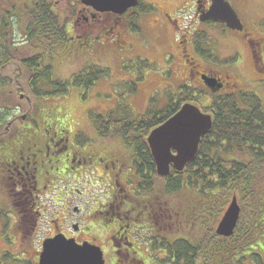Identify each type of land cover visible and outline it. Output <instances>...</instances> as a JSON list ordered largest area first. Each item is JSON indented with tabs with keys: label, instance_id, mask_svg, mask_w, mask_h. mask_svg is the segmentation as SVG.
<instances>
[{
	"label": "flooded vegetation",
	"instance_id": "af4514ba",
	"mask_svg": "<svg viewBox=\"0 0 264 264\" xmlns=\"http://www.w3.org/2000/svg\"><path fill=\"white\" fill-rule=\"evenodd\" d=\"M73 1L75 3L69 6L60 2L65 8V16L70 18L66 27L73 35L85 36L94 29L105 30L106 25L111 33L116 30L125 35L134 23L132 18L137 14L141 16L138 8L129 9L122 15L100 14L79 0ZM31 2H24L26 7L22 4L19 16H25ZM52 3L58 10V1L53 0ZM208 5V0H197L195 13ZM5 9L14 10L12 17L18 18L17 8L13 6L1 7L0 15ZM171 26L179 36L175 53L170 52L167 56L174 59L176 54L182 60L184 68L174 62L172 67L186 85L194 87L192 84L195 83L197 86L194 88L202 89L200 75L206 74L221 83L215 94L236 88L237 83L227 69L220 70L215 63L214 72L205 66L209 59L203 58L196 48L193 31L188 28L182 30L181 23L163 11L155 24L158 33L162 34ZM20 27L23 29L22 24ZM11 46L16 50L14 43ZM12 48L9 47V53L14 51ZM37 52L39 48L28 49L24 55H18V63L11 60L13 55L10 53L9 59L0 67L15 63L28 86L30 80L39 77L40 68L29 71L27 62L29 55ZM251 52L253 58L255 51L252 49ZM53 55L51 52L44 58L51 61L55 74L57 64L54 65ZM0 76L7 87L12 79L3 73ZM27 91L30 92L29 88ZM30 95V98L25 97L28 106L24 108L16 104L6 106L5 118L0 122V209L6 211L8 219L6 223L0 218V226L5 232L12 226L13 239L16 238L20 244H28L29 254L37 264L44 240L56 235L74 241L76 245L89 243L100 247L105 263L107 249L104 247L108 246L115 263L135 264L139 259L136 244L141 241L148 245L146 249H152L157 239V228L165 227L172 217L165 202L158 200L156 195V166L153 163L149 170L146 167L142 169L141 177L148 175L150 178L148 184L139 178L133 163L135 152L113 132L114 128H122L124 124L109 123L104 114L101 115L104 117L101 123H95L90 117L92 121H88L85 127L73 128L66 120L68 114H62L58 107L44 110L38 102L40 98ZM19 97L24 96L20 93ZM157 217L166 219L162 226H159ZM43 221H46V235H41Z\"/></svg>",
	"mask_w": 264,
	"mask_h": 264
},
{
	"label": "rangeland",
	"instance_id": "374dc122",
	"mask_svg": "<svg viewBox=\"0 0 264 264\" xmlns=\"http://www.w3.org/2000/svg\"><path fill=\"white\" fill-rule=\"evenodd\" d=\"M30 1L0 0V4H2L0 8L12 6L17 8L18 15L16 17L18 18L12 17L9 20L13 29L12 42L16 45V50L11 46L14 50L10 51L13 55L11 60L17 63L20 62L18 55H24L30 49L26 44L27 37L20 27L24 17L23 15L19 16L22 14L20 12L22 4ZM56 1H58L60 13L65 11L60 2L62 5L68 4V6L75 3L73 0ZM196 1L141 0L142 3L153 4L156 10L150 9V12L140 14L141 16L135 22L140 31L128 32L125 35L117 33L116 30L111 33L108 25L103 28L105 30L94 29L85 36H79L78 33L73 35L69 28L70 34L67 41L62 45L58 44L53 51L54 65L57 64L55 70L57 78L66 80L86 66L92 65L107 68L108 74L99 77L94 85L86 90L70 86L66 94L39 97L38 102L41 103L44 110L58 107L62 114H68L66 120L73 128L85 127L88 121H92L90 117L107 114L115 108L120 111V113H115V116L124 117L122 111H129L133 115L131 120L141 116L149 105L154 110L163 108L167 104L169 96L177 94L180 86L186 82L172 67V62H174L175 65L178 63L180 68H184L180 57L175 54V58L172 60L167 56L168 53L176 51L178 31L171 26L159 34L155 27L156 21L158 22L163 11H167L176 18L181 23L182 30L188 28L193 33L202 30L200 34L207 37L209 42L211 40L210 43L213 46L210 45L209 48H213L219 62L209 59L207 62L204 61L205 66L208 65L206 67L215 72L213 64L218 62L216 63L218 68L220 70L227 69L233 76L232 79L237 83L236 88H227L222 94H235L241 91L253 92L264 100V69L263 72L257 71V65L255 66L254 62L257 58L264 65V0H229L244 25V36L243 33H240L241 31L231 30L220 24L201 22L195 13ZM23 5L27 6L26 3ZM78 5H76L77 9L80 8ZM85 27L84 25L83 28ZM252 49L255 51V59L251 56ZM225 60H232V62L227 64ZM20 69L22 70V68ZM0 73L6 74L12 79L7 87L5 85L0 87V107L15 104L23 108L28 106L25 97L30 98L31 93L27 91L25 76L20 73L15 63L0 67ZM132 84L136 87L134 92L131 91ZM192 85L197 86L195 83ZM201 85L203 88L198 89L201 96L191 101L198 107L211 99L209 91L204 88L203 84ZM20 93L24 96L23 98L19 97ZM224 157L228 159L229 155L224 154ZM259 176L264 178V172ZM156 195L158 200L165 202L172 215L165 227L160 230H158L159 227L157 228V235L161 234L168 240L184 236L190 240L200 238L203 241L205 235L216 228L223 214L214 215L209 212V216L205 217L203 215L204 203H199L202 200L201 195L195 189L185 186L175 192H167L163 188L162 182L156 179ZM233 196H236L241 210L244 207L239 198L240 194L232 193L222 209L223 212ZM44 198L45 204H47L48 197ZM243 204L245 203L243 202ZM0 211H2L0 218L7 223L6 211L3 208ZM165 221L164 217H157L159 226L160 224L162 226ZM41 229V235H46V221L42 222ZM0 230H2L0 232V264H37V261L33 262L32 256L29 254L28 244H20L15 237L13 239L12 226L8 228L7 232L3 230L2 226H0ZM140 242L138 245L137 242L135 243L139 249V259L135 264H158V258L162 257L164 252L158 247L156 250L151 248L148 250L146 249L148 245ZM101 245L105 244L101 243ZM104 248L107 249L105 264H117L114 262L111 251L108 250L109 247ZM203 254L199 256L198 264H203L205 260Z\"/></svg>",
	"mask_w": 264,
	"mask_h": 264
},
{
	"label": "trees",
	"instance_id": "16d2710c",
	"mask_svg": "<svg viewBox=\"0 0 264 264\" xmlns=\"http://www.w3.org/2000/svg\"><path fill=\"white\" fill-rule=\"evenodd\" d=\"M52 1L32 0L22 22L28 48H39V52L30 54L27 61L29 71L35 67L40 68L39 77L28 82L30 92L38 98L66 94L70 86L86 90L99 77L108 74L107 68L92 65L66 80L55 76L51 61L44 57L53 52L58 44L62 45L67 41L70 32L66 26L70 18L64 12L60 13ZM150 9L154 8L142 3L139 13ZM14 13L5 9L0 15V66L11 55L9 47L12 44L13 29L9 20ZM137 17L132 20L135 21ZM129 29L132 32L140 31L135 22ZM194 39L203 58L214 57L210 54L211 48L202 33H198ZM202 45L206 46L207 51L201 50ZM230 62L232 61L225 60L227 64ZM255 65L257 71L263 72L264 65L257 58ZM4 83L0 76V86ZM135 89L132 84L131 91L134 92ZM200 96L198 89L184 84L177 94L169 96L163 108L154 110L149 105L143 116L140 114L141 116L133 118L135 120H131L133 115L129 111H122L124 117L115 116V113H120L118 108L108 112L105 118L96 115L92 116V120L101 123L104 118L115 125L124 124L122 128H114L113 132L121 136L119 138L135 152L136 159L133 163L140 174L139 178L148 184L149 176L141 177L144 167L149 170L153 166L146 142L147 135L177 112L182 104ZM210 96L211 99L201 107L203 112L211 115L212 126L201 137L195 157L186 164L183 171L176 172L172 169L165 177L156 174V179L162 182L167 192H175L183 186L195 189L202 197L199 203H204L202 213L205 217L209 216V212L214 215L222 214L229 196L239 193L244 206L242 210L240 208L242 213L240 212L238 223L229 237L217 235L215 229L206 234L203 241L200 238L190 240L184 236L168 240L157 235L152 249L156 250L158 247L164 252L158 258V264H198L202 253L205 259L203 264H264V178L259 176L264 172V100L253 92L243 91ZM4 116L5 111L0 108V122L4 120ZM135 124L139 126L135 127ZM97 128L101 131L100 127ZM224 154L229 155L228 159Z\"/></svg>",
	"mask_w": 264,
	"mask_h": 264
},
{
	"label": "water",
	"instance_id": "95a60500",
	"mask_svg": "<svg viewBox=\"0 0 264 264\" xmlns=\"http://www.w3.org/2000/svg\"><path fill=\"white\" fill-rule=\"evenodd\" d=\"M96 12L122 14L139 4V0H80ZM201 22L224 24L227 28L241 31L243 24L228 0H210L207 9L198 10ZM204 84L214 93L221 88L215 77L200 75ZM212 126L211 115L192 103H184L171 117L154 128L147 140L152 159L159 176H166L170 167L183 170L196 155L200 139ZM240 207L233 196L216 226V234L229 237L237 225ZM39 264H104L98 246L83 243L76 245L60 235L46 239Z\"/></svg>",
	"mask_w": 264,
	"mask_h": 264
}]
</instances>
